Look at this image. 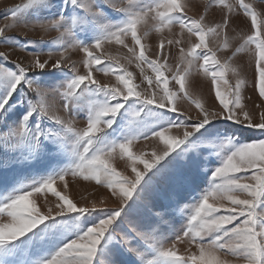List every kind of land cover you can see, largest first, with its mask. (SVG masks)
Wrapping results in <instances>:
<instances>
[{
  "label": "snow or ice",
  "instance_id": "obj_1",
  "mask_svg": "<svg viewBox=\"0 0 264 264\" xmlns=\"http://www.w3.org/2000/svg\"><path fill=\"white\" fill-rule=\"evenodd\" d=\"M258 3L207 0L198 19L187 0H26L4 13L0 264H264V0ZM243 18L250 35L242 34ZM230 27L241 29L235 48ZM20 28L58 35L8 34ZM185 33L196 42L186 47ZM113 44L126 52H108ZM73 51L84 54L83 74ZM219 52L231 55L222 60ZM122 61L140 69V83ZM144 66L153 75H143ZM201 75L218 104L194 95ZM248 89L259 100L255 115ZM81 116L85 126L77 127ZM147 141L163 149L145 159L133 149ZM117 159L130 162L134 177L117 171ZM69 177L102 186L118 206L105 207L103 198L77 206L56 188L66 191ZM49 193L55 211H41L37 198ZM180 243L197 251L179 255Z\"/></svg>",
  "mask_w": 264,
  "mask_h": 264
},
{
  "label": "rangeland",
  "instance_id": "obj_2",
  "mask_svg": "<svg viewBox=\"0 0 264 264\" xmlns=\"http://www.w3.org/2000/svg\"><path fill=\"white\" fill-rule=\"evenodd\" d=\"M26 0H0V26L5 23L3 20L4 13L9 10L10 8H13L17 5L25 3ZM253 2H256L257 5L259 6L258 0H253ZM187 3L189 5L188 9V15L192 16L193 18H199L201 15L205 13V5L207 3V0H187ZM218 14V10L213 9L210 11L209 14V19ZM10 22V21H7ZM241 25H242V34L243 35H250L252 32L251 28V22L247 18H243L241 20ZM179 28H174L173 29V34H178L179 33ZM241 32V29H237L236 32H233L231 27L228 32V37L229 40L232 44V47L235 48L237 47L241 41L237 36V33ZM10 36H17L20 39H39L41 35H43L44 39L51 40L54 37L58 35L56 32H51L50 34H43V33H34L31 31H28L27 29H17L15 31L9 32L8 33ZM157 35L153 34L148 38V43L150 44H157ZM184 41H185V46L187 47L189 43H195L196 38L195 37H190L187 33L184 35ZM220 43H222V37L220 40H217L214 42L211 46L213 48H216ZM4 46H0V51H8ZM106 50L108 52H111L113 55H123L126 50L121 49L117 45H107ZM175 51V49H174ZM68 55L71 57V60L76 63L77 68L80 70L81 74L84 73L85 69L82 64L83 56L84 54L80 51H73L69 52ZM219 57L223 59H227L228 56L231 55L230 52L225 53V52H219L218 53ZM15 59L16 57H12ZM46 58V57H44ZM249 57L244 56V59H248ZM55 59V57H54ZM122 63H125V66L128 68L129 71L133 72V74L136 76V82L140 83V81L143 79V76L140 73V69L135 66L134 63L128 64L126 61H122ZM235 63L237 65L241 64L242 61L238 58ZM243 74V73H242ZM143 75L151 76L153 75L151 70L147 68V66H144V73ZM95 76L98 80H100L102 83H114L115 78L113 76H105L103 73H95ZM230 83H235V77L234 76H229L228 77ZM211 90V91H210ZM223 90V89H222ZM193 93L195 96L198 98H202L206 104H218L217 101H214V90L212 89L211 81L209 78H205L202 75L198 76L195 78V84L192 89ZM246 95L251 96L252 100L249 101V110L254 113H258L260 109L254 108L252 106V101H256L257 103L259 102L258 97L252 93L250 89L246 90ZM182 108H188L192 115L195 117L196 111L194 107L188 105L186 102H181L180 105ZM59 115H65L63 112H59ZM258 118V117H257ZM85 126V123L83 121V117L79 119L77 123V127H83ZM5 129L0 127V136H2V133ZM178 134L177 130H172L170 135H176ZM163 149V143L160 141H147V142H141L140 144L136 145L134 147V152L139 153L141 151L148 153V155L145 156V159H148L150 156V153L155 150L157 152H160ZM174 155V154H173ZM171 159V158H169ZM114 167H116L117 171L121 172L123 175L134 177V173L131 170L130 162L126 160H120L117 159L114 162ZM137 167L139 170L143 171L144 167L142 164H138ZM150 174V173H149ZM69 179V186L68 189L65 191L63 189L62 183H57L56 188L58 191H62L63 194L67 195L69 199L72 200L73 203H76L77 206H91V203L93 201H96L99 204L100 199H105L106 204L104 205L105 207L112 209L118 206V203L115 201L114 198L110 196V193L107 189L103 188L100 185H96L95 182H88V181H83L79 178L73 179L71 177ZM188 200H191V197L188 198ZM47 201V202H46ZM56 198L53 197L50 193L48 194L47 197H38L37 198V204L41 208V211H46V208L48 206H52L54 211H55V203H56ZM130 219L133 221V223L136 222L137 217L133 216L130 217ZM0 222H6V221H0ZM177 227L180 226L179 220L176 222ZM178 249V254L179 255H190L192 253H195L197 249L194 246H190L187 243H180L176 245Z\"/></svg>",
  "mask_w": 264,
  "mask_h": 264
},
{
  "label": "trees",
  "instance_id": "obj_3",
  "mask_svg": "<svg viewBox=\"0 0 264 264\" xmlns=\"http://www.w3.org/2000/svg\"><path fill=\"white\" fill-rule=\"evenodd\" d=\"M174 154V153H173ZM169 158H171V157H169Z\"/></svg>",
  "mask_w": 264,
  "mask_h": 264
}]
</instances>
